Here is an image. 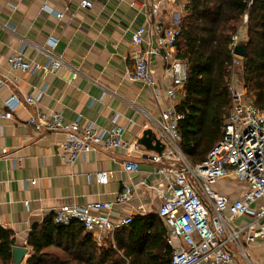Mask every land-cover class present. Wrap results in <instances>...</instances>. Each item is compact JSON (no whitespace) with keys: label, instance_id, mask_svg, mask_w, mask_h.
Here are the masks:
<instances>
[{"label":"crops","instance_id":"obj_1","mask_svg":"<svg viewBox=\"0 0 264 264\" xmlns=\"http://www.w3.org/2000/svg\"><path fill=\"white\" fill-rule=\"evenodd\" d=\"M80 1L0 0V74L16 78L0 91V111H5V101L11 95L37 97L42 84L41 71L11 70L7 64L10 55L22 50L27 61L45 65L46 51L54 46V57L62 63L59 71L48 77L49 87L38 104H24L12 119L0 118V226L12 232L14 246L27 248L21 264H27L33 254L28 244L33 227L65 205L114 202L124 185L131 190L130 199L109 212L111 220L117 223L126 217H156V223H161L168 235L165 222L158 216L159 191L164 186L156 172L158 165L150 159L155 152L138 144L168 106L170 81L164 77V51L150 58L153 86L133 81L131 73L135 53L157 47L156 21L171 26L174 17H182L173 10L184 12L185 4L158 0V19L153 20L150 13L154 0H91L90 9L81 8ZM141 27L148 32L137 47L133 36ZM182 96L178 95L176 104ZM37 111L60 112L65 123L81 116L82 126L92 125L103 131L117 124L124 130L122 141L130 147L97 150L69 164L58 155L65 141L63 132L40 133L26 124ZM125 162H137L138 169L126 171ZM99 172L109 173L106 184L97 182ZM216 189L231 199L239 198L244 191L233 178L219 182ZM252 221L241 217L235 224L244 227ZM129 226L117 229L101 242L92 238L98 247L105 241L115 246V236L127 234ZM249 235L254 237L252 242L247 239ZM230 249L238 264H264V239L258 228L244 230L240 244Z\"/></svg>","mask_w":264,"mask_h":264},{"label":"built area","instance_id":"obj_2","mask_svg":"<svg viewBox=\"0 0 264 264\" xmlns=\"http://www.w3.org/2000/svg\"><path fill=\"white\" fill-rule=\"evenodd\" d=\"M169 4H177L179 0H164ZM80 7L90 9L91 0H81ZM159 2L154 0L151 9V19H158ZM61 15H59L60 17ZM181 18H173L171 26H162L157 20L154 31L157 34V47H147L134 55V69L131 73L133 81L153 86L155 79L150 68V58L164 51V77L170 81L166 90L168 106L162 111L160 119L152 127L156 138L163 145L161 154L154 153L150 159L158 165L156 172L162 176L164 189L159 191L160 206L158 216L168 228L167 243L173 249L170 264H238L231 252L230 246L240 244L242 232H250L258 228L259 236L264 239V110L253 105V99H245L233 86L229 89L232 96V107L223 125L221 140L212 148L205 161L191 165L180 148L181 136L178 122L182 116L176 111V98L182 94L187 80V65L178 57L175 50L180 37ZM147 29L141 27L133 36V44L140 47ZM240 37L232 39L231 48L239 44ZM52 46L47 49L48 62L45 65L29 62L21 50L7 58L11 70L23 73L41 71V87L38 96L31 95L19 98L11 95L5 101V111H0V118L12 119L14 112L26 105H36L44 97L48 87V77L56 74L62 67L60 60L53 54ZM236 57V56H235ZM239 58L236 57V60ZM78 72L73 75L77 79ZM16 82V78H8L0 74V91ZM115 117L113 122L117 123ZM81 116L73 122L65 123L60 112L45 114L37 111L27 121L28 126L37 132H63L65 141L59 150V157L72 164L97 150L111 151L127 146L122 141L123 128L115 125L103 131L92 125L82 126ZM133 148H137L134 144ZM7 150L2 151L7 154ZM137 162H125L126 171L138 169ZM97 182L106 184L108 172H99ZM228 178H233L244 187L239 198L231 199L217 191L216 185ZM36 184V180H32ZM131 190L124 185L114 202H93L84 206L65 205L53 214V223L58 226H68L73 222L80 224L87 233L101 242L104 237L111 236L117 229L128 226L131 217L115 223L109 212L117 205L130 199ZM261 202L260 206L253 205ZM28 203V202H26ZM250 217L251 223L244 227L236 226V220ZM248 241L254 240L248 236Z\"/></svg>","mask_w":264,"mask_h":264},{"label":"trees","instance_id":"obj_3","mask_svg":"<svg viewBox=\"0 0 264 264\" xmlns=\"http://www.w3.org/2000/svg\"><path fill=\"white\" fill-rule=\"evenodd\" d=\"M242 28L247 46L242 79L253 105L264 110V0H186L176 50L188 70L176 111L182 116L180 148L191 165L205 161L222 138L232 107L229 87L236 57L231 44ZM129 227L127 234L115 236V246L105 241L98 247L80 224L58 226L49 216L29 234L33 254L27 264L171 263L173 249L156 217L137 216ZM13 246L12 232L0 226V264H11Z\"/></svg>","mask_w":264,"mask_h":264},{"label":"water","instance_id":"obj_4","mask_svg":"<svg viewBox=\"0 0 264 264\" xmlns=\"http://www.w3.org/2000/svg\"><path fill=\"white\" fill-rule=\"evenodd\" d=\"M234 56L245 59L247 57V46L246 44H239L233 50ZM138 144L143 146L149 151H153L155 153L161 154L163 151V145L161 142L156 138L155 134L153 133L152 129L146 130L143 133L142 138L138 141ZM27 248L20 247V246H13L12 247V260L13 264H21L25 255L27 254Z\"/></svg>","mask_w":264,"mask_h":264},{"label":"rangeland","instance_id":"obj_5","mask_svg":"<svg viewBox=\"0 0 264 264\" xmlns=\"http://www.w3.org/2000/svg\"><path fill=\"white\" fill-rule=\"evenodd\" d=\"M179 1H180V4H182V5H184L186 3V0H179ZM173 11L176 13H180L181 16L184 15V12L179 11L178 8H175ZM246 22H247V17H244L241 27H244V24H246ZM238 35L240 37L239 44H245V40H246L245 39V28H242L241 32ZM241 72H242V59L239 58L235 62V66L233 68V77H232V80L230 82V85L233 86V88H235L239 94L243 95L246 100L247 99H254V96H253V94H251L249 88L245 87V85H244ZM178 99L179 98H176L175 102H177Z\"/></svg>","mask_w":264,"mask_h":264}]
</instances>
